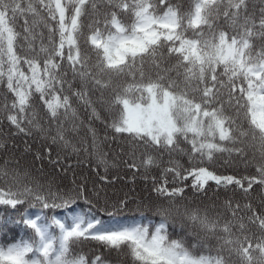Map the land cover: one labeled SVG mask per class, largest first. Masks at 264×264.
I'll return each instance as SVG.
<instances>
[{
	"label": "snow or ice",
	"instance_id": "6c2138e0",
	"mask_svg": "<svg viewBox=\"0 0 264 264\" xmlns=\"http://www.w3.org/2000/svg\"><path fill=\"white\" fill-rule=\"evenodd\" d=\"M0 152V264H264V0H0Z\"/></svg>",
	"mask_w": 264,
	"mask_h": 264
},
{
	"label": "trees",
	"instance_id": "16d2710c",
	"mask_svg": "<svg viewBox=\"0 0 264 264\" xmlns=\"http://www.w3.org/2000/svg\"><path fill=\"white\" fill-rule=\"evenodd\" d=\"M173 2H176V0H173ZM187 2V0H185V3ZM22 23V21H21ZM6 91V90H4ZM9 98H11L10 94H9ZM81 112L83 113V109H81ZM103 114V113H102ZM86 119V117H85ZM95 126L97 127V130L99 132V134L101 135V137L104 135V125L102 123H100L99 121H94ZM5 125V130H7L6 125L7 122H4ZM83 134V132L81 133ZM114 135V133H111ZM15 140V145H16V155H20L23 154V158L21 160V164L25 167H28L32 164V153L31 152H25V140L28 141L29 145H31L32 150H35L39 147V144L34 142V140L30 137H15L13 138ZM42 143V142H41ZM111 144V149L108 147V145H105V150L109 152V158L111 159L113 156V150L115 151V153L120 154V141H110ZM9 148H11V145H9ZM4 153L0 152V156H2ZM9 155L12 154V152L10 151L8 153ZM122 155V154H121ZM73 161L75 160V156H73L71 158ZM165 159H167V157H165ZM181 162L184 163L185 165H187V158L184 157L181 159ZM222 163V162H221ZM50 166L47 164V162H45V169L47 170ZM218 173H224V174H237V175H245V174H254L255 173V168H249L246 169L243 164H237L234 165L231 168H224V167H216L215 169ZM100 174L103 175L104 171L103 169H100ZM140 171L141 170H137V178L135 179V181H131V175L133 170L132 169H128L126 166H124L123 164L119 163V159H118V166L116 168L110 169L109 170V177L116 175L117 173H119L122 177H124V179H121L119 181H117L114 185H111L110 187H115L116 189H120L121 187L125 188V190L130 189L132 187L136 188L137 193L147 196L148 192L146 190V185H145V181L140 177ZM157 175L159 174V170L158 169H154L153 170ZM94 175V174H93ZM191 180V177L189 178V182ZM150 185V181L148 182ZM142 189H145L144 191H141ZM260 189V185H254V191L258 192ZM222 194H223V190H221ZM186 194L191 197V189L188 188L186 189ZM211 195V193H210ZM207 202V201H205ZM195 204H201L200 201H194ZM253 205H256V201L255 199L252 200ZM201 206H203L201 204ZM180 235H184V233H180L179 230L177 231V233L175 234V237L178 238ZM188 242L192 241V237H187L186 238ZM214 243V241H213ZM92 245L89 244H85L83 246H81L78 250L82 251L83 253H88V254H92Z\"/></svg>",
	"mask_w": 264,
	"mask_h": 264
}]
</instances>
